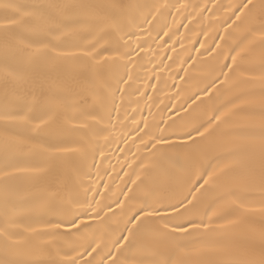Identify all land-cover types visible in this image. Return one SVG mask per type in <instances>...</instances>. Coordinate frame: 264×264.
<instances>
[{
	"label": "snow or ice",
	"instance_id": "obj_1",
	"mask_svg": "<svg viewBox=\"0 0 264 264\" xmlns=\"http://www.w3.org/2000/svg\"><path fill=\"white\" fill-rule=\"evenodd\" d=\"M0 264H264V0H0Z\"/></svg>",
	"mask_w": 264,
	"mask_h": 264
},
{
	"label": "bare ground",
	"instance_id": "obj_2",
	"mask_svg": "<svg viewBox=\"0 0 264 264\" xmlns=\"http://www.w3.org/2000/svg\"><path fill=\"white\" fill-rule=\"evenodd\" d=\"M189 2H193V0H189ZM201 2H203V0H201ZM218 2L227 3L228 0H218ZM181 31H183V29H181ZM189 35L191 36V34H189ZM217 38H218V37H217ZM199 39H200V40H204L205 37L201 34V35L199 36ZM190 42H191V41L186 40V41H185V44L187 45V44H189ZM213 46H214V45H213ZM196 47H199V44H198V43L196 44ZM168 51H169V54H171V50L169 49ZM192 54H193V55L196 54V53H195V49H193ZM164 59L167 60V56H165ZM177 63H178V61H177ZM174 67H175V66H174ZM181 74H183V73H181ZM177 79H178V78H177ZM164 81H167L168 84H171V83H172V80H171V78L168 77V74H167V73H164V75L162 76V79H161V83H160V87H161L162 90H163V91L159 94V96H160L161 98H164V94H165V93H170V91H174V89H171V90L168 89V88L165 86ZM153 83H156V81L153 80ZM148 91L151 93V92H152V89L149 88ZM164 99H165V103H167L166 98H164ZM175 99H176V98L173 97V100H175ZM156 103H157V104H160V99H157ZM170 107H171V104H169V108H170ZM153 111L156 112L155 107L153 108ZM164 111L167 112V109H165ZM145 114L147 115V112H145ZM156 115H157V118H159V113H158V112L156 113Z\"/></svg>",
	"mask_w": 264,
	"mask_h": 264
}]
</instances>
